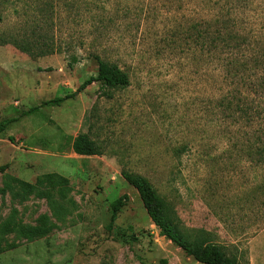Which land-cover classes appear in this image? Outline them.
Returning a JSON list of instances; mask_svg holds the SVG:
<instances>
[{"label": "rangeland", "instance_id": "1", "mask_svg": "<svg viewBox=\"0 0 264 264\" xmlns=\"http://www.w3.org/2000/svg\"><path fill=\"white\" fill-rule=\"evenodd\" d=\"M215 1L0 0V121L19 117L0 134V264H202L160 234L122 169L150 179L188 232L204 230L241 264L259 251L264 95L250 119L224 109L240 85L188 31L216 14ZM252 4L264 32V0ZM94 55L130 84L95 81L27 112L96 76ZM81 132L104 155L74 153ZM5 174L37 188L13 180L4 192Z\"/></svg>", "mask_w": 264, "mask_h": 264}, {"label": "trees", "instance_id": "2", "mask_svg": "<svg viewBox=\"0 0 264 264\" xmlns=\"http://www.w3.org/2000/svg\"><path fill=\"white\" fill-rule=\"evenodd\" d=\"M253 1L216 0V14L209 19L204 17L198 22H191L188 29L195 48L200 51V55L206 56L203 60L217 59L219 69L225 73L229 83L240 85L236 87L238 94L232 93V97L227 99L228 102L225 100L224 109L237 117L249 119L254 117L255 113L260 114V110L255 106L258 101L255 97L264 95V32H259L257 27H254L255 16L252 15L253 4L251 5ZM93 59L98 66L96 76L86 79L76 91L45 100L40 106L30 108L27 112H34L39 107L48 105L60 106L67 99L75 98L95 81L108 89L125 88L130 84L128 74L116 63H111L99 55H94ZM18 120V116L2 119L0 134L5 133L11 124ZM70 140L73 152L78 155H104L102 145L89 132H81ZM261 151L264 152V145L261 146ZM121 175L138 191L147 214L160 234L180 247L188 256L202 264H241L238 258L229 255L222 245L213 242L204 230H195L194 234L188 232L176 214L173 204L160 195L146 176L127 169H122ZM53 176L60 180L65 177L57 173ZM13 180L29 189L37 188L36 184L5 174L2 189L4 192L11 189ZM127 200L128 196L124 194L110 203L111 223Z\"/></svg>", "mask_w": 264, "mask_h": 264}, {"label": "crops", "instance_id": "3", "mask_svg": "<svg viewBox=\"0 0 264 264\" xmlns=\"http://www.w3.org/2000/svg\"><path fill=\"white\" fill-rule=\"evenodd\" d=\"M238 258L241 262V258ZM247 260L249 261L247 264H264V244L260 246V249L257 253H252L251 257Z\"/></svg>", "mask_w": 264, "mask_h": 264}]
</instances>
